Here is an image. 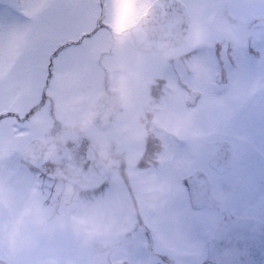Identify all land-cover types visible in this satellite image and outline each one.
I'll return each mask as SVG.
<instances>
[{"label": "rangeland", "instance_id": "374dc122", "mask_svg": "<svg viewBox=\"0 0 264 264\" xmlns=\"http://www.w3.org/2000/svg\"><path fill=\"white\" fill-rule=\"evenodd\" d=\"M155 1L0 0V264H104L107 255L132 264L151 254L138 215L156 251L202 260L191 259L205 248L198 222L206 215L212 224L214 215L190 208L181 180L202 171L217 181L208 162L218 143L233 145L234 160L253 161L242 157L244 139L264 142V100L250 108L264 97V31L247 29L264 16V0H178L192 17L186 42L142 52L130 30ZM224 9L243 26L230 25ZM155 80L168 84L156 108L146 98ZM106 88L122 90V108L99 131L89 111ZM47 135L69 153L38 169L23 163L30 143ZM154 140L166 168L137 174L145 184L134 187L136 214L118 183L119 163L132 165ZM89 149L108 163L105 176L90 171ZM118 247L124 252L114 257Z\"/></svg>", "mask_w": 264, "mask_h": 264}, {"label": "flooded vegetation", "instance_id": "af4514ba", "mask_svg": "<svg viewBox=\"0 0 264 264\" xmlns=\"http://www.w3.org/2000/svg\"><path fill=\"white\" fill-rule=\"evenodd\" d=\"M183 6L185 7L190 19L188 33L185 36L182 44L177 47L170 48L166 52L180 48L186 42V37H188L192 25V17L186 6L184 4ZM101 10L102 13L100 14V19L102 16H104L103 13L105 11V7L102 6ZM224 18L230 25L238 27L243 26L241 21L235 19V17L231 15L226 9H224ZM262 18H264V16L254 19L248 24L247 29L253 32L264 31V27L252 28L251 26L253 22ZM164 82L160 83L158 80H155L152 84L147 86L148 90L146 98L151 99V102L155 105V108L157 104L163 101V91H167L168 89V84ZM108 90L119 92L120 107L115 118L116 120L122 108V90H113L111 88H106L101 93L100 97ZM100 97L96 99V102L100 99ZM263 100L264 97L257 99L250 105V108H259ZM93 106L94 105H92L90 108L89 118L96 129L102 131L93 123L91 119V111ZM143 112L146 113V109ZM144 117V121H147L144 123L149 124V121H151L150 116ZM114 121L111 123V125L114 123ZM154 121L152 122V124L154 123ZM110 127L111 126H109V128ZM158 129H160V131L164 133V131L160 127H158ZM253 130V128L247 130V135L249 136V138L254 135L252 133ZM146 135L149 136L148 134H145V136ZM262 135L263 134H259V136ZM262 140H264V138ZM244 141L247 143L245 144V149H243L242 151H245L246 153L242 157H248V159L253 158V161L234 160L236 151L234 150L233 145H230L231 160L228 163L219 160L215 161V167H212L210 161L208 162V168L210 172L217 175L218 179L213 183L209 179V176H207L203 172L209 183V193L213 197L214 201L210 202L204 197L205 187L199 184V181H194L192 183L188 182V179L192 175L199 173L200 171H195L194 173L186 177V179L181 180V184L185 189L188 205L190 206V208L193 211L199 212L201 214L207 212V214H210L211 216L214 215L212 224H209V219L212 218L206 215L202 217L203 219L200 220V223L198 222L199 226L204 228V237L206 238V240H202L205 248L201 247L199 250H195L192 253L191 259L195 258L196 254L201 256L202 260L198 264H223L222 260L225 261V258H227L228 261L226 262H228V264H264V142H262V144H251V140L244 139ZM57 145L59 144L57 143ZM161 146L162 144L158 142L148 146L144 144L143 149H139L138 152L136 150V157L131 159V162L133 163L132 165L129 166L127 164V162L129 163V161L125 159L123 160V162L119 163L120 181L118 183L121 185V189L123 190L124 199L128 200L129 202L128 209L134 211L136 214H140L142 205H140L138 202V199L140 200V194L136 193L134 187H137L142 182L145 184V182L137 174H139L140 172H144L145 174H147L151 171H161V168H166L165 166L161 167L162 161L158 159V154L160 152H163ZM52 154L53 153L51 152H46L44 154L43 163L40 164V166L45 164L47 161L51 162V158L53 156ZM103 162L107 167L108 173L110 167L108 163H106L105 161ZM107 186L111 187L109 185ZM191 187L192 190L195 191L194 194L200 196V204L203 206L199 209H195L192 205ZM120 194L122 196L121 190ZM139 217L140 216L138 215L136 225L143 228L141 234L148 233L149 251L151 254L145 257H137L138 259L134 263L196 264V262H198V260L195 261V259L190 260V262H185L182 260V262L178 257L167 255L168 253H162L161 251H156V247L159 248V246H157L158 241L153 240L151 236H149V231L146 229L147 227L142 222L141 218L139 219ZM205 224L207 225L206 228L204 227ZM211 225L214 226L213 235H210L211 232L209 234L210 229L208 228ZM139 231L140 230H137L136 228L133 231H129L127 234L128 236H131L132 234L136 235ZM139 243L140 242H138L137 240L135 245H139ZM118 248L120 249V251H117V249H115L117 253L114 257H119L118 254L124 252V248ZM160 249H163V247H161ZM132 251L136 252L134 249ZM214 254L217 255L219 259H213L212 255ZM134 257L136 259V256ZM104 259L105 261H101V259L99 261H101V263L104 262V264H115L112 261L110 255H107ZM233 259L235 262H233Z\"/></svg>", "mask_w": 264, "mask_h": 264}, {"label": "water", "instance_id": "95a60500", "mask_svg": "<svg viewBox=\"0 0 264 264\" xmlns=\"http://www.w3.org/2000/svg\"><path fill=\"white\" fill-rule=\"evenodd\" d=\"M189 16L183 4L178 0H156L148 9L138 23L130 30L135 46L148 52L154 50L165 52L171 47L182 44L188 33ZM252 28L264 27V18L258 19L252 23ZM120 107L119 92L111 90L106 91L91 111L93 123L101 130L109 128L115 120ZM53 153L51 162L57 163L60 156H66L69 148L66 146H57L56 140L52 135H47L41 140H34L29 145V150L22 155V161L38 168L43 163L44 154ZM87 159L90 162V171L96 177H102L107 173V167L94 152L89 149L86 152ZM229 162L231 160V150L229 143L221 142L216 144L210 151L209 161L212 167H215V161ZM199 181V184L205 187L204 197L208 201H214L209 193V183L203 173L192 175L188 182ZM191 187V200L195 209L201 208L199 195L194 194Z\"/></svg>", "mask_w": 264, "mask_h": 264}]
</instances>
